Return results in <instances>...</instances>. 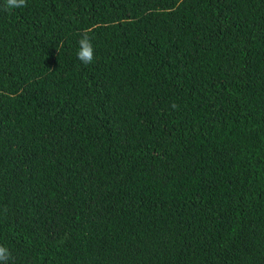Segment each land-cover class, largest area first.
<instances>
[{
    "label": "trees",
    "instance_id": "trees-1",
    "mask_svg": "<svg viewBox=\"0 0 264 264\" xmlns=\"http://www.w3.org/2000/svg\"><path fill=\"white\" fill-rule=\"evenodd\" d=\"M0 244L264 264V0H0Z\"/></svg>",
    "mask_w": 264,
    "mask_h": 264
},
{
    "label": "clouds",
    "instance_id": "clouds-1",
    "mask_svg": "<svg viewBox=\"0 0 264 264\" xmlns=\"http://www.w3.org/2000/svg\"><path fill=\"white\" fill-rule=\"evenodd\" d=\"M26 0H4V6L8 10H15L25 5ZM92 27L85 28L78 40V47L76 49V56L79 61L88 64L93 61L95 49L92 38L89 33L92 32ZM9 249L0 244V264H5L9 259Z\"/></svg>",
    "mask_w": 264,
    "mask_h": 264
}]
</instances>
